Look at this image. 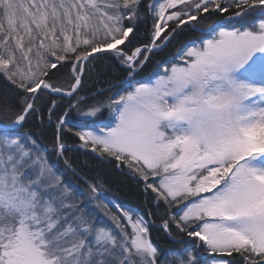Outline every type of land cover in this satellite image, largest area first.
Segmentation results:
<instances>
[{
  "label": "snow or ice",
  "instance_id": "obj_1",
  "mask_svg": "<svg viewBox=\"0 0 264 264\" xmlns=\"http://www.w3.org/2000/svg\"><path fill=\"white\" fill-rule=\"evenodd\" d=\"M188 32L175 62L136 79ZM106 60L127 79L89 90ZM0 77L14 101L0 100V264H264V0H0ZM45 108L63 172L26 127ZM64 131L142 182L155 214L82 176Z\"/></svg>",
  "mask_w": 264,
  "mask_h": 264
},
{
  "label": "trees",
  "instance_id": "obj_2",
  "mask_svg": "<svg viewBox=\"0 0 264 264\" xmlns=\"http://www.w3.org/2000/svg\"><path fill=\"white\" fill-rule=\"evenodd\" d=\"M152 22L148 19L146 23H142L139 26V32L137 39L133 41L130 47L140 46L143 43H147V40L142 39L146 35V29L151 30ZM198 36V33L188 32L182 35L178 40H174L163 51H156L150 54V59L144 66L142 72L136 75V79L140 80L143 77L149 75L156 67L157 64H165L175 62L176 50L189 39H194ZM123 47V46H121ZM104 65H108L105 69ZM67 69H61L58 76H64L67 73ZM85 82L86 87L95 91L98 88H108L111 84L117 85L123 79H127V72L120 67L115 61L106 60L96 62L95 68H86L85 70ZM7 97L10 101H13V89L6 83V81L0 77V100ZM18 110V109H17ZM75 119V116H74ZM44 121L45 125L41 127L40 121L36 119H30L26 127L30 129L36 136L42 147L47 148L50 163L61 172L64 171V164L61 160L56 159L55 154L51 151L53 140L56 134L55 123L51 126H47V109H44ZM63 141L69 146L64 153V156L68 158L73 166L77 169L82 176H86L90 180L102 181L104 191L110 198L118 201L120 204L128 209H134L140 215H143L146 219L149 218V212L155 214L156 209L153 206V197L148 195L147 197L143 191V183H138L128 173L126 168H117L115 162L109 163L101 161L90 150L75 148L74 146L81 143L79 139L72 133L64 131L62 133ZM65 178L70 180L74 185H80V181L77 177L72 176L70 173H64ZM176 211V206L172 209ZM156 225L160 224L158 216H153ZM131 232L130 225L127 221L124 222ZM151 239L157 243L162 249L179 247L172 243L168 237L157 228H152ZM184 239H187L186 237Z\"/></svg>",
  "mask_w": 264,
  "mask_h": 264
},
{
  "label": "rangeland",
  "instance_id": "obj_3",
  "mask_svg": "<svg viewBox=\"0 0 264 264\" xmlns=\"http://www.w3.org/2000/svg\"><path fill=\"white\" fill-rule=\"evenodd\" d=\"M79 145H80V143H78L76 146H75V148H79V149H83V148H81V147H79ZM56 159H57V157H56ZM59 160H61L62 162H63V158H61V159H59ZM131 227V226H130ZM217 260H221V259H223V260H228V259H231V257H228V256H226V255H219V254H217L216 255V257H215ZM209 259H211V257H209Z\"/></svg>",
  "mask_w": 264,
  "mask_h": 264
},
{
  "label": "bare ground",
  "instance_id": "obj_4",
  "mask_svg": "<svg viewBox=\"0 0 264 264\" xmlns=\"http://www.w3.org/2000/svg\"><path fill=\"white\" fill-rule=\"evenodd\" d=\"M123 80H125V79H123ZM114 85V84H113Z\"/></svg>",
  "mask_w": 264,
  "mask_h": 264
}]
</instances>
